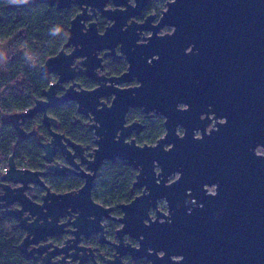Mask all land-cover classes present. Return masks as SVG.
Here are the masks:
<instances>
[{
  "label": "water",
  "instance_id": "water-1",
  "mask_svg": "<svg viewBox=\"0 0 264 264\" xmlns=\"http://www.w3.org/2000/svg\"><path fill=\"white\" fill-rule=\"evenodd\" d=\"M130 1L23 2L74 4L80 12L60 51L41 66L46 80L55 76L43 98L8 116L23 138L38 135L23 124L41 113L49 135L39 143L42 169L20 168L12 154L0 174V208L24 232L20 253L36 264H82L92 254L82 242L96 234L115 250L106 263L128 252L149 264H264V0H170L156 24L154 15L127 24L149 0ZM93 17L108 22L103 32ZM166 27L171 32L159 34ZM118 44L127 69L107 75L103 60L118 57ZM78 75L95 86L82 88ZM66 102L87 119L91 151L56 130L48 110ZM134 108L162 116L155 144L129 139L144 128L126 122ZM115 160L136 168L132 187L141 189L120 205V218L92 197L100 167ZM66 175L81 178V187L57 193L45 180ZM106 220L121 224L113 243ZM125 236L138 246L124 247Z\"/></svg>",
  "mask_w": 264,
  "mask_h": 264
},
{
  "label": "trees",
  "instance_id": "trees-1",
  "mask_svg": "<svg viewBox=\"0 0 264 264\" xmlns=\"http://www.w3.org/2000/svg\"><path fill=\"white\" fill-rule=\"evenodd\" d=\"M24 1L0 0V44L9 43L6 54L0 56V163L5 165L14 154L18 167L40 170L44 161L39 143L49 137L42 125V114H34L23 124L26 132L36 130L38 135L23 138L18 137L8 116L30 109L36 99L43 98V91L52 78L46 80L41 75V66L65 44L70 21L77 9H57L43 2L23 5ZM120 64L122 71L124 61L107 60L105 72L118 75ZM77 82L85 89L95 86L84 76H79ZM48 114L54 118L57 131L87 147L88 151L94 148L93 133L88 129L87 119L77 112L75 103L66 102L50 108ZM127 121H138L145 126L141 135L135 137L139 145H153L164 133L161 117L149 118L138 108L129 110ZM56 160H61L60 156H56ZM136 174V169L123 161L104 162L95 178L93 199L104 206L128 203L135 193L132 183ZM45 180L57 193L77 190L83 183L74 175L47 176ZM111 232L108 236L113 235V228ZM23 237L24 232L17 222L0 208V264H36L25 259L18 249Z\"/></svg>",
  "mask_w": 264,
  "mask_h": 264
},
{
  "label": "flooded vegetation",
  "instance_id": "flooded-vegetation-1",
  "mask_svg": "<svg viewBox=\"0 0 264 264\" xmlns=\"http://www.w3.org/2000/svg\"><path fill=\"white\" fill-rule=\"evenodd\" d=\"M170 1V0H149L147 5L144 7V9L141 11L140 14H138L137 16L135 17H132V18H129L128 21H127V24L131 23L132 21H135L137 23H142L144 21V19L148 16H152L154 15V19L152 20V24H156L157 21H158V18L162 12V10L165 9L166 7V3ZM132 3V0L130 1ZM73 8L76 7L77 11L76 13L74 14V16L80 12L79 8L72 4L69 8ZM68 8V9H69ZM119 9H122V8H119ZM87 14L88 15H91V11L90 10H87ZM73 16V17H74ZM72 17V18H73ZM92 21H94L96 24H97V28L99 30V32H103V30L106 28V26H108V22L101 18V17H97L95 19V17L92 18ZM89 22V21H87ZM171 28L170 27H166L164 29H162L159 34H165V33H170L171 32ZM143 35L146 36V35H150V32H143ZM117 54H118V57L116 58H113L111 56L109 57H105L104 60H103V64H104V72H105V65H106V62L107 60H118V63L120 61H124L125 62V67L124 69L121 71V64L120 66H118V75L122 74L123 72L126 71L127 69V62L125 60V57L122 55V53L120 52V45L118 44V49H117ZM102 56V55H100ZM120 72V73H119ZM107 75H110L109 73L105 72ZM81 76V75H78L76 76L75 78V81L77 82V79L78 77ZM55 80V76H52V82ZM134 85H137V82L134 80L132 83H127V84H121V85H118L120 87H129V86H134ZM67 86V85H66ZM60 93V92H58ZM109 99H105V101H109ZM135 109V108H134ZM131 110V109H130ZM129 112V111H128ZM128 114V113H127ZM145 114V113H144ZM147 115L149 118H152L154 116H159L162 118V116L160 115H156L154 113H149V114H145ZM163 119V118H162ZM126 122L127 123H130L129 121H127V115H126ZM138 122V121H136ZM140 123V122H139ZM142 124V123H141ZM143 125V124H142ZM144 126V125H143ZM145 127V126H144ZM211 128V126H207V131ZM144 130V128L142 129V131ZM142 131L138 134V135H132L129 139L131 138H134L136 136H139L141 135ZM178 133L179 134H182L183 133V130L181 128L178 129ZM164 134V133H163ZM162 134V135H163ZM196 137L200 136L199 135V132H197L195 134ZM161 137V136H160ZM159 139V138H158ZM157 139V140H158ZM137 143V142H136ZM138 144V143H137ZM155 144V143H154ZM133 167V166H132ZM134 168V167H133ZM136 169V168H134ZM137 171V170H136ZM177 174L174 175V176H171L169 178V182L170 181H173L174 179L177 178ZM135 181V179H134ZM133 181V182H134ZM133 185V183H132ZM133 191L135 192L134 193V196L130 199V201L132 199H134V197L138 196L141 194V189H137V188H134L132 187ZM209 190H213V188L211 187ZM129 201V202H130ZM121 204H125V203H121ZM121 204H118L117 207H113V211H112V216L116 217V218H120L122 216V212H121V209H120V205ZM158 208L161 210V211H164L166 212V203L164 201H159L158 202ZM104 225H105V238L106 240L110 241V242H115V231L117 230V228L119 229L121 224L114 220H106L104 222ZM111 228H113V235L112 236H108V233H112L111 232ZM63 238L61 237H55L53 238V242L55 243H60L61 240ZM129 244L131 247L132 246H138V242L135 238H132L130 236H125L124 237V247H126V245ZM82 245L83 246H86L87 248H90L92 250V254L91 253H88V256L86 257V260L84 261V263L82 264H112V263H106L105 260H113L114 259V254H115V250L114 248L112 247V245L110 244H105V243H99V237L98 235H92L90 236L88 239H84V241L82 242ZM37 263V262H35ZM74 264H77V262H75ZM118 264H149V261L146 259V258H135V257H132L128 252H125L124 254L122 255H119L118 254Z\"/></svg>",
  "mask_w": 264,
  "mask_h": 264
},
{
  "label": "rangeland",
  "instance_id": "rangeland-1",
  "mask_svg": "<svg viewBox=\"0 0 264 264\" xmlns=\"http://www.w3.org/2000/svg\"><path fill=\"white\" fill-rule=\"evenodd\" d=\"M8 45H9L8 42L0 44V56H3L4 54H6ZM258 152L264 154V151L260 149L258 150Z\"/></svg>",
  "mask_w": 264,
  "mask_h": 264
},
{
  "label": "built area",
  "instance_id": "built-area-1",
  "mask_svg": "<svg viewBox=\"0 0 264 264\" xmlns=\"http://www.w3.org/2000/svg\"><path fill=\"white\" fill-rule=\"evenodd\" d=\"M6 169H7V163L5 165L0 163V174L4 173Z\"/></svg>",
  "mask_w": 264,
  "mask_h": 264
},
{
  "label": "clouds",
  "instance_id": "clouds-1",
  "mask_svg": "<svg viewBox=\"0 0 264 264\" xmlns=\"http://www.w3.org/2000/svg\"><path fill=\"white\" fill-rule=\"evenodd\" d=\"M10 2H17V0H10ZM55 34V33H54Z\"/></svg>",
  "mask_w": 264,
  "mask_h": 264
}]
</instances>
